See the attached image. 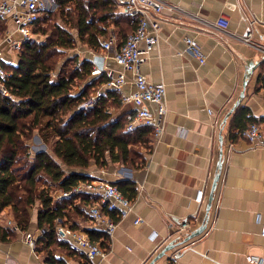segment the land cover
<instances>
[{"label":"crops","instance_id":"obj_1","mask_svg":"<svg viewBox=\"0 0 264 264\" xmlns=\"http://www.w3.org/2000/svg\"><path fill=\"white\" fill-rule=\"evenodd\" d=\"M47 1L52 7L48 12L59 9L57 0ZM163 1L179 10L163 15L160 42L142 70L150 81L167 88L165 133L160 142L153 136L148 148L141 147L143 163L109 162L106 167L92 165L87 170L94 178L91 182L117 186L132 182L138 195L133 200V212L119 222L112 239L103 232L107 246L97 242L111 249L105 258L90 261L84 254L58 248L55 257L65 264H152L173 242H182L204 224L221 159V178L206 229L154 264H251V255L264 258V147L252 146L243 135L251 124L264 128V58L259 50L264 47V0ZM223 16L230 21L228 30L217 26ZM7 28L13 25L0 22V43ZM112 37L118 46L125 41L119 28L112 25L102 40L104 66L122 70L112 58L115 50L106 52L103 48V43ZM186 37L199 43L206 56L203 64L187 49ZM16 38L20 39L18 33ZM245 38H250L252 44L245 43ZM0 49L1 65L18 62L19 53L7 43H2ZM100 88L104 90V85ZM82 90L76 87L74 93ZM133 91L132 84L125 88L126 94ZM240 108L247 110L251 122L244 131L236 130L238 136L233 141V122ZM133 109L120 98L119 107L109 110L113 116L121 117ZM34 143L38 150H34ZM45 151H50L49 146L35 134L32 154ZM201 189L205 195L198 204L195 198ZM54 196L62 197V193L56 191ZM31 215L29 231L37 235V210ZM136 219L141 223L136 224ZM9 221L14 219L8 208L0 214V228L8 232L0 235V264H46L45 255L33 250L24 240V231L12 230ZM88 226L101 230L93 222ZM176 252L181 255L174 263L172 256Z\"/></svg>","mask_w":264,"mask_h":264},{"label":"trees","instance_id":"obj_2","mask_svg":"<svg viewBox=\"0 0 264 264\" xmlns=\"http://www.w3.org/2000/svg\"><path fill=\"white\" fill-rule=\"evenodd\" d=\"M57 2L69 28L59 24L55 13L45 14L33 28L35 38L23 44L18 62L4 63L9 67H4L9 74L4 81L8 95L0 91V214L11 209L21 231H28L32 211L37 210L38 226L47 228V232L37 241L35 250L45 255L46 264H65L55 257L58 248H67L74 254L57 236L59 220L107 246L103 231L88 226L93 220L87 211L98 204V198L75 190L94 179L86 173L92 165L103 168L109 162L143 163L141 147L148 148L153 137L152 130L145 126L128 131L125 116L111 123L113 113L109 109L120 105V95L113 90L106 91L89 111L78 110L109 80L106 72L96 76L93 73L94 60L102 57V40L110 27L117 26L126 40L137 28L138 19L128 17L116 0ZM41 37L45 38L40 40ZM79 43L94 55L81 59L76 54L61 63L60 57ZM76 87L83 90L74 93ZM250 122L247 110L240 108L231 139L236 140L237 131H244ZM35 134L41 136L50 151L32 154ZM118 188L130 200L138 195L132 182L120 183ZM56 191L62 197L56 198ZM64 193L70 195L63 196ZM102 209L114 216L107 207ZM1 234L6 236L8 232L0 228Z\"/></svg>","mask_w":264,"mask_h":264},{"label":"built area","instance_id":"obj_3","mask_svg":"<svg viewBox=\"0 0 264 264\" xmlns=\"http://www.w3.org/2000/svg\"><path fill=\"white\" fill-rule=\"evenodd\" d=\"M123 12L132 19H138L137 28L129 34L127 39L120 46L117 45L114 37L103 43L106 52H113L112 56L115 64L122 70H116L111 67H104L108 75V82L102 88L98 89L93 95L86 98L79 106L78 110L89 111L97 104L100 98L104 97L106 91L113 90L120 95L123 104H131L135 109L124 114L127 122V130L133 131L139 126H145L152 130L153 136L157 142H160L166 126V119L169 113L167 104V88L165 84H156L148 79L142 70V66L148 61L151 53L160 42L162 30V17L165 13H173L179 10V7L166 3L163 0H116ZM50 7L47 0H0V22L12 24V29H6L2 36V43H7L11 50L21 52L25 42L33 40L35 34L33 28L41 21ZM230 21L223 16L217 21V26L223 30H228ZM16 33L20 39L16 38ZM187 49L192 52L200 63L206 61V56L199 43L193 38L186 37ZM244 42L252 44L250 38H245ZM0 43V46L1 44ZM263 53L264 47L259 48ZM3 51L0 49V60ZM100 70L95 68L94 75H100ZM8 72L0 64V91L8 95L4 81L8 78ZM132 84L134 91L126 94L125 88ZM117 116L111 118V123L117 122ZM243 135L256 147H264V128L257 124H251ZM85 190L93 193L99 200L98 204L88 210V214L104 232V236L112 239L119 222L129 217L134 210V201L125 197L117 185L104 181H94L84 186H79L75 192ZM70 193H64L63 196H69ZM205 190L197 192L195 201L198 204L203 202ZM102 207H107L112 215L104 213ZM141 219H136L135 223H141ZM8 226L14 231H21L15 221H9ZM184 224L183 227H187ZM58 238L68 244L69 249L74 253L84 254L88 260L96 258H105L110 252V248H103L100 244L93 242L86 233L72 230L70 227L58 221L56 225ZM47 228L40 229L38 234L24 231L25 242L33 249H36L37 241L46 234ZM264 236V225L262 228ZM181 253L176 252L172 260L176 263ZM251 264H264V258L257 255L249 257Z\"/></svg>","mask_w":264,"mask_h":264},{"label":"water","instance_id":"obj_4","mask_svg":"<svg viewBox=\"0 0 264 264\" xmlns=\"http://www.w3.org/2000/svg\"><path fill=\"white\" fill-rule=\"evenodd\" d=\"M95 66L98 70H100L101 72L104 71V58L103 57H96L95 58ZM234 110H232L233 112ZM223 157V151L221 152V158ZM221 172H222V159L218 165V172L216 174V177L214 179V182L212 184V188H211V191H210V195H209V201H208V207H207V216H206V219L204 221V224L196 231L194 232H191L182 242L180 243H177V242H173L169 247H167L166 249L163 250L162 254L159 255L158 257H156L151 263L154 264L156 260H158L159 258L163 257L168 251L176 248L178 245H181V244H185L187 243L188 241H190L191 239L199 236L201 233L204 232V230L206 229V223H207V219H208V215L211 211V208H212V205H213V202H214V198H215V192H216V189L218 187V183L220 181V178H221Z\"/></svg>","mask_w":264,"mask_h":264},{"label":"rangeland","instance_id":"obj_5","mask_svg":"<svg viewBox=\"0 0 264 264\" xmlns=\"http://www.w3.org/2000/svg\"><path fill=\"white\" fill-rule=\"evenodd\" d=\"M53 12H55V15H57V17H58V22H59V24L60 25H62V26H64V24H63V22L61 21V17H60V10L58 9L57 11L55 10V11H53ZM69 28V27H68ZM45 37H41L40 38V40H43ZM82 47H84L81 43H79V44H77V47H76V49H74V50H70V51H68L67 53H65V54H63L61 57H60V62L61 63H63V62H65V61H67L68 60V58L69 57H72L73 55H79V57L82 59V58H84L85 56H91L92 55V51L91 50H89L88 48H82ZM3 65H4V63H2ZM2 65V66H3ZM6 68V69H9V67H7V65H4L3 66V68ZM4 68V69H5ZM5 69V70H6ZM94 93V92H93ZM33 139H34V137H33ZM35 142H38V140L36 139V141ZM40 144V143H39ZM34 145V150H38V149H36V148H38V144L37 143H34L33 144ZM41 145V144H40Z\"/></svg>","mask_w":264,"mask_h":264}]
</instances>
